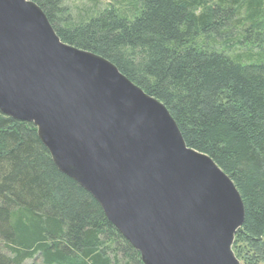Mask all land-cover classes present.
Wrapping results in <instances>:
<instances>
[{
	"label": "trees",
	"instance_id": "obj_1",
	"mask_svg": "<svg viewBox=\"0 0 264 264\" xmlns=\"http://www.w3.org/2000/svg\"><path fill=\"white\" fill-rule=\"evenodd\" d=\"M32 1L63 42L164 104L187 146L228 175L245 212L232 249L264 264V0H90L76 13L67 0ZM231 41L247 48L228 52ZM0 242V264H143L36 128L1 112Z\"/></svg>",
	"mask_w": 264,
	"mask_h": 264
},
{
	"label": "water",
	"instance_id": "obj_2",
	"mask_svg": "<svg viewBox=\"0 0 264 264\" xmlns=\"http://www.w3.org/2000/svg\"><path fill=\"white\" fill-rule=\"evenodd\" d=\"M0 112L31 123L55 166L143 264H240L244 205L168 109L106 58L63 42L32 0H0Z\"/></svg>",
	"mask_w": 264,
	"mask_h": 264
},
{
	"label": "rangeland",
	"instance_id": "obj_3",
	"mask_svg": "<svg viewBox=\"0 0 264 264\" xmlns=\"http://www.w3.org/2000/svg\"><path fill=\"white\" fill-rule=\"evenodd\" d=\"M100 1L103 2L105 0H100ZM66 4L69 5V7L71 8L72 11H74V13H76L75 10L77 9V7L82 6L83 4L91 6V1L90 0H67L66 1ZM235 40H237V39H235ZM238 46L240 47V49L242 48L243 50L245 48H247L246 47L247 45L244 42L242 44H239V42L237 43L236 41H231V42H228L227 43L226 48H224V49L227 50L228 52H232V51H235L236 50L235 48H237ZM0 248H2V250L5 252V249L3 248V244L1 242H0ZM240 250H241L242 254L247 259H249L248 257H250V255L248 253L244 252V249L241 248ZM247 259H246L247 263H245V262L244 263H241L240 259H238V260H239L240 264H251V261H249ZM30 262H33V261H31V260H27L26 261V263H30ZM35 263L36 264H41V258L38 257L36 259Z\"/></svg>",
	"mask_w": 264,
	"mask_h": 264
}]
</instances>
